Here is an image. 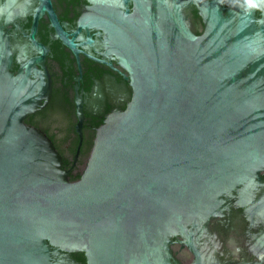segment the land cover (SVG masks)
<instances>
[{
	"label": "water",
	"instance_id": "obj_1",
	"mask_svg": "<svg viewBox=\"0 0 264 264\" xmlns=\"http://www.w3.org/2000/svg\"><path fill=\"white\" fill-rule=\"evenodd\" d=\"M193 4L202 35L186 15ZM119 21L132 98L98 128L77 180L25 122L37 106L11 87L21 78L0 73V264H55L59 250L83 251L88 264H184L177 245L188 264H264L224 259L207 240L227 197L264 168V36L252 14L149 0Z\"/></svg>",
	"mask_w": 264,
	"mask_h": 264
},
{
	"label": "flooded vegetation",
	"instance_id": "obj_2",
	"mask_svg": "<svg viewBox=\"0 0 264 264\" xmlns=\"http://www.w3.org/2000/svg\"><path fill=\"white\" fill-rule=\"evenodd\" d=\"M217 1L229 17L250 12L253 30L264 36V0ZM143 2L149 0H0V73L21 78L11 87L37 106L25 122L51 138L73 174L85 170L108 115L132 98L112 29ZM186 15L202 35L207 22L196 5ZM227 199L230 208L211 219L207 240H218L224 259L264 262V168ZM175 255L184 264L192 259L179 245ZM53 261L88 264L83 251L59 250Z\"/></svg>",
	"mask_w": 264,
	"mask_h": 264
},
{
	"label": "trees",
	"instance_id": "obj_3",
	"mask_svg": "<svg viewBox=\"0 0 264 264\" xmlns=\"http://www.w3.org/2000/svg\"><path fill=\"white\" fill-rule=\"evenodd\" d=\"M80 176H81V173H77V174H73V173H71V175H70V179H71V180H77V179L80 178Z\"/></svg>",
	"mask_w": 264,
	"mask_h": 264
}]
</instances>
